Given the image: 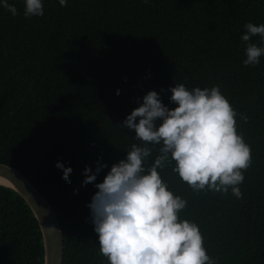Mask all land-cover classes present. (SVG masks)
Here are the masks:
<instances>
[{
  "label": "trees",
  "instance_id": "obj_1",
  "mask_svg": "<svg viewBox=\"0 0 264 264\" xmlns=\"http://www.w3.org/2000/svg\"><path fill=\"white\" fill-rule=\"evenodd\" d=\"M42 2L41 17L26 18L24 0H8L16 16L0 7V163L28 177L52 206L64 264H109L87 207L94 185L133 143L143 146L123 127L126 116L152 90L176 107L168 89L178 83L188 90L219 85L252 155L241 199L231 189L193 191L172 171L175 161L158 169L168 190L187 201L179 218L198 225L216 264H264V56L245 66L241 41L245 24H264V0ZM251 42L264 46L259 36ZM148 146L146 170L161 147ZM57 162L72 168L71 183ZM97 162L108 167L84 185L85 166L95 172ZM0 264H44L31 208L3 185Z\"/></svg>",
  "mask_w": 264,
  "mask_h": 264
},
{
  "label": "clouds",
  "instance_id": "obj_2",
  "mask_svg": "<svg viewBox=\"0 0 264 264\" xmlns=\"http://www.w3.org/2000/svg\"><path fill=\"white\" fill-rule=\"evenodd\" d=\"M24 2L26 18L44 15L42 0ZM59 4L66 7L67 0H59ZM0 7L13 16L18 14L8 0H0ZM244 28L243 64L255 66L264 56V46L251 39L259 36L264 45V24L247 23ZM168 91L172 93L169 101L176 107L166 106L160 94L152 90L126 116L123 127L134 131L133 138L142 141L143 146L133 143L126 158L111 166L103 182L95 183L97 191L87 205L98 234L100 254L109 264H216L207 254L198 225L179 218L187 201L168 190L158 172L172 161V171L193 191L227 194L231 189L237 199L243 197L239 185L244 181L243 171L250 167L251 149L237 133V113L219 85L188 90L178 83ZM242 119L247 121V117ZM149 144L161 147L146 170L144 161L152 154ZM56 167L62 169V179L71 183L72 168L60 162ZM106 167L97 162L93 172L85 166L83 184L95 182L97 174Z\"/></svg>",
  "mask_w": 264,
  "mask_h": 264
},
{
  "label": "water",
  "instance_id": "obj_3",
  "mask_svg": "<svg viewBox=\"0 0 264 264\" xmlns=\"http://www.w3.org/2000/svg\"><path fill=\"white\" fill-rule=\"evenodd\" d=\"M0 185L6 186L31 208L42 232L44 264H64V234L52 206L38 188L16 168L0 163Z\"/></svg>",
  "mask_w": 264,
  "mask_h": 264
},
{
  "label": "bare ground",
  "instance_id": "obj_4",
  "mask_svg": "<svg viewBox=\"0 0 264 264\" xmlns=\"http://www.w3.org/2000/svg\"><path fill=\"white\" fill-rule=\"evenodd\" d=\"M1 181V180H0Z\"/></svg>",
  "mask_w": 264,
  "mask_h": 264
}]
</instances>
